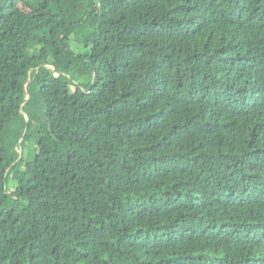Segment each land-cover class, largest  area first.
Listing matches in <instances>:
<instances>
[{"label": "trees", "instance_id": "trees-1", "mask_svg": "<svg viewBox=\"0 0 264 264\" xmlns=\"http://www.w3.org/2000/svg\"><path fill=\"white\" fill-rule=\"evenodd\" d=\"M0 264H264V0H0Z\"/></svg>", "mask_w": 264, "mask_h": 264}, {"label": "rangeland", "instance_id": "rangeland-1", "mask_svg": "<svg viewBox=\"0 0 264 264\" xmlns=\"http://www.w3.org/2000/svg\"><path fill=\"white\" fill-rule=\"evenodd\" d=\"M71 44H72V48H73V50H75L77 53L79 52L78 50L82 48L81 43H80L79 41H77L75 37H72ZM83 82H84V83H87V80L85 79V80H83ZM30 147H31V148H34L33 143H30V144L27 145V146L25 147V149H24V153H23V155H24V161H25V162H27V161H29L30 159H32V157L30 156V152H29V148H30ZM33 155H34V154H32V156H33ZM10 187H11V186H10ZM10 187H9V188H10Z\"/></svg>", "mask_w": 264, "mask_h": 264}, {"label": "water", "instance_id": "water-1", "mask_svg": "<svg viewBox=\"0 0 264 264\" xmlns=\"http://www.w3.org/2000/svg\"><path fill=\"white\" fill-rule=\"evenodd\" d=\"M54 71H56V68H54ZM29 98H30V94L27 96V100H29ZM25 103H23L22 105H24ZM20 154H21V157H22V153H20Z\"/></svg>", "mask_w": 264, "mask_h": 264}]
</instances>
